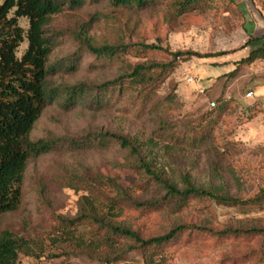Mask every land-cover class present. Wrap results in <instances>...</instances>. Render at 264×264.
Listing matches in <instances>:
<instances>
[{
  "label": "rangeland",
  "instance_id": "obj_1",
  "mask_svg": "<svg viewBox=\"0 0 264 264\" xmlns=\"http://www.w3.org/2000/svg\"><path fill=\"white\" fill-rule=\"evenodd\" d=\"M169 1L137 8L116 5L113 0H86L77 9L55 15L48 28L58 33L57 46L49 64H63L65 69L50 77V85L62 88L86 82L92 89L131 72L137 64L172 60L163 52L99 59L81 50L70 34L85 22L92 21L90 35L98 45L141 42L172 51L233 50L245 44L249 35H264V0H210L205 9L178 18L172 17ZM20 25L27 29V19L21 18ZM26 47L27 42L21 45L19 57ZM249 52L247 47L222 57L178 59L150 104H131L128 96L96 103L92 94L103 98L96 89L85 95L83 105L64 107L63 100L56 99L45 109L32 137L54 135L82 141L99 133H116L134 141L142 158L181 186L186 175L197 186L243 200L252 198L264 189V59L240 63ZM69 64L76 68L67 69ZM169 94L176 95L171 108L160 113L151 110ZM91 139L93 143L86 147H61L30 162L22 203L2 218L3 228L36 246V256L21 254L18 264H142L140 251L104 263L50 240L62 218L81 214L89 189L111 192L113 182L134 190L138 202H159L144 208L127 202L121 205L116 221L144 238L179 224L214 230L186 229L166 246L169 264H264V233H220L223 229H264V202L228 206L205 197H191L183 205L167 202L166 191L153 184L130 148L114 139Z\"/></svg>",
  "mask_w": 264,
  "mask_h": 264
},
{
  "label": "trees",
  "instance_id": "obj_2",
  "mask_svg": "<svg viewBox=\"0 0 264 264\" xmlns=\"http://www.w3.org/2000/svg\"><path fill=\"white\" fill-rule=\"evenodd\" d=\"M85 1L3 0L0 3V264H18L21 254L36 256V246H33L32 240L18 235L10 228L2 227V218L16 211L22 203L23 186L30 162L61 147L91 145L92 137L114 139L123 147L130 148L141 161V167L153 184L166 191L167 202L183 205L191 197H205L228 206L260 205L264 202V189L254 197L243 200L229 194H220L211 188L197 186L186 175H182L181 186L179 182L167 178L163 169L153 168L151 161L142 158L140 149L134 141L116 133H99L82 141L54 135L38 139L32 137L45 109L56 99H62L64 107L83 105L87 100L85 95L96 89L103 94V98L100 99L92 94L95 97L92 101L96 103L107 101L114 96L120 98L128 96L131 104L133 102L150 104L157 96L159 84L176 68L179 60L186 61L192 57H222L247 47L250 48V52L240 60V63L250 64L264 59V35H249L245 44L233 50L172 51L158 44L141 42L98 45L90 35L91 21L82 23L78 29L71 30L70 34L78 42L81 50L90 51L99 59L114 61L131 53L140 56L147 52H163L171 56L172 60L137 64L131 72L104 81L92 89L86 82L54 88L50 85L49 79L57 71L64 70L65 66L59 63L49 64L50 56L57 46L58 33H51L48 25L55 15L69 9H77ZM163 1L165 0H113V3L145 8ZM208 1L210 0H170L168 6L172 17L178 18L187 12L205 9ZM21 18L27 19V29L20 25ZM25 42L27 47L19 57V48ZM75 68L76 64L67 66V69ZM235 73L236 70L232 71L230 76H234ZM175 99V94H169L153 104L151 110L160 113L169 109ZM190 137L191 142H194ZM111 189V192L89 189V194L83 197L84 210L73 219L62 218L55 234L50 238L51 242L65 245L76 255L94 258L104 263L121 261L128 253L140 251L142 264H169L166 246L170 242H175L186 229L214 232L212 228L206 226L179 224L163 234L144 238L130 226L116 221L123 209L121 205L127 202L132 207L144 208L159 202H138L134 190L124 188L115 182L111 183ZM108 193H114V196H109ZM87 224L89 229H85ZM244 231L264 233L263 228L256 227L246 230L223 229L220 233L238 234ZM44 250L45 248H40L42 253Z\"/></svg>",
  "mask_w": 264,
  "mask_h": 264
},
{
  "label": "built area",
  "instance_id": "obj_3",
  "mask_svg": "<svg viewBox=\"0 0 264 264\" xmlns=\"http://www.w3.org/2000/svg\"><path fill=\"white\" fill-rule=\"evenodd\" d=\"M247 95H248V96H251V95H252V92H249Z\"/></svg>",
  "mask_w": 264,
  "mask_h": 264
}]
</instances>
